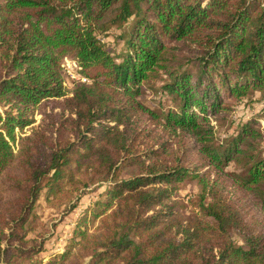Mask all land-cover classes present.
<instances>
[{"label":"trees","instance_id":"1","mask_svg":"<svg viewBox=\"0 0 264 264\" xmlns=\"http://www.w3.org/2000/svg\"><path fill=\"white\" fill-rule=\"evenodd\" d=\"M65 58L91 80L71 95ZM256 94L264 0H0V264H264V106L230 122ZM101 183L65 252L40 257L39 201L68 214Z\"/></svg>","mask_w":264,"mask_h":264},{"label":"rangeland","instance_id":"2","mask_svg":"<svg viewBox=\"0 0 264 264\" xmlns=\"http://www.w3.org/2000/svg\"><path fill=\"white\" fill-rule=\"evenodd\" d=\"M117 37L116 32L111 34L109 37L104 38L106 42L110 45L115 44V39ZM116 49H119L118 46H115ZM86 77V76H85ZM88 79V78H87ZM91 80L88 79L87 83H90ZM79 84V83H77ZM71 86L68 91L71 92L75 87ZM159 86L157 83L154 88ZM150 89L149 100L152 104L155 105L156 109L158 107H168L170 103L165 100L164 97L160 96V92ZM251 100V101H249ZM243 100L237 107H235L232 118L230 122H233L234 127L237 126V123L240 121H245L250 118H253L254 115L259 114L264 106V102L260 99V95L256 94L253 96V99ZM40 116L36 115L34 118V123L27 127L24 130H16V142L13 144V148L16 151L18 149L19 139L23 136L28 135L31 130L39 124ZM264 125V122H262ZM233 128L224 127L217 130L218 138L224 139L228 133H232ZM108 183H101L96 186H92L84 191V195L78 201L76 207L68 214L65 213H56L55 211L47 208L45 201L42 199L37 205V210L42 220L50 225V233L47 234L46 240L43 243L44 251L40 254V257L48 259L49 257L62 254L65 252V248L71 242L73 237V230L75 229L79 218L84 215L86 210L96 201L99 194L103 193L106 190ZM179 191L174 196L175 199L179 200L182 204L183 214L185 216H191L193 213L197 212L199 204V189L196 182L189 179L179 183ZM98 221V220H97ZM97 221L95 225H97ZM94 226H91V231H93Z\"/></svg>","mask_w":264,"mask_h":264},{"label":"built area","instance_id":"3","mask_svg":"<svg viewBox=\"0 0 264 264\" xmlns=\"http://www.w3.org/2000/svg\"><path fill=\"white\" fill-rule=\"evenodd\" d=\"M63 68L66 73L64 87L67 90L68 94H70L68 89H70L71 86H74V84L88 82V79L84 77L79 71L78 65L75 61L69 58H65L63 62Z\"/></svg>","mask_w":264,"mask_h":264}]
</instances>
